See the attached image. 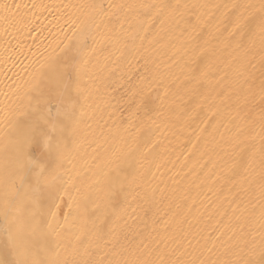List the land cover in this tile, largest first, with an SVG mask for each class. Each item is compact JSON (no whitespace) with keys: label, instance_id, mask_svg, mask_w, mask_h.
<instances>
[{"label":"bare ground","instance_id":"bare-ground-1","mask_svg":"<svg viewBox=\"0 0 264 264\" xmlns=\"http://www.w3.org/2000/svg\"><path fill=\"white\" fill-rule=\"evenodd\" d=\"M90 0H0L7 3L13 12H17L22 22L15 26L0 23V213L3 208V193L6 170L14 167L15 151L9 141L13 138L12 128L3 122L6 105L16 111L27 110L26 89L32 83L44 58L58 51L65 33L68 31L67 21L86 12L79 6ZM105 7L112 0H102ZM124 3H170L188 5L181 7L175 19L179 26L160 19L151 26L145 25L137 31L134 41H128L129 47H124V39L116 44L107 42L97 44V57L101 65L107 63L113 67V61L121 52L117 66V77L125 74L135 83L144 72L145 60L149 67L161 74L162 79L151 82V95L155 105L163 106L164 115L156 111L145 114L137 111L136 103H117L115 99L109 103L103 83L96 78L93 67L96 57L89 65L83 77V96L79 98L77 115L80 125L75 137V143L70 142V151L66 154L61 172L63 181L72 179L73 185H66L70 195L79 197L76 188L82 193H88L95 200L100 190L106 187L109 168L114 166L117 157L123 158L125 153H132V167L126 168L124 179L127 197L122 195L116 211L108 223L115 221L118 231L134 244L141 238L150 248L157 251L176 248L180 251L193 248L204 249L220 236L217 249L227 242L233 232L239 233L244 224L243 215L251 214V220L245 225V232L250 233L248 239L255 237L259 243V218L264 200L260 197V114L262 105L260 99L261 80L264 79V69L261 68L262 53L259 41L248 54L251 61L247 65L251 93L247 104L241 111V117L231 120L235 112L227 105L221 106L219 115H212L210 108L219 105L217 92H221L231 80L232 73L239 67L237 55L231 48H224L227 32L218 39L212 40L207 46L209 52L206 59H197L201 47H205L202 39L194 35L184 20L196 22V17L210 18L204 29V37L213 31L217 22L223 18L226 4H259V0H119ZM16 5H20L19 9ZM192 5L197 7L193 8ZM219 5L220 7H213ZM75 6V7H74ZM206 6V7H202ZM183 14V18H181ZM123 20V17H121ZM116 22V18H113ZM230 30L231 25L225 20ZM137 29L134 16H129L125 29ZM118 26V25H117ZM102 31V30H101ZM223 31V30H222ZM97 41L101 35L93 30ZM89 46L93 44L90 36ZM102 49V50H101ZM105 57L109 59L106 61ZM211 64L208 82L201 92L208 96L191 97L188 94L190 82L200 78L201 72ZM158 66V67H157ZM224 76V80L220 77ZM112 87H115L113 85ZM111 87L108 91H111ZM126 87H119L113 96L124 94ZM167 91V96H165ZM159 97V99H155ZM203 103V107H198ZM232 103L231 101L229 102ZM83 108L81 114V107ZM227 110V111H226ZM55 108L53 107V112ZM242 129V131H241ZM239 133L245 145L253 147L256 153V163L252 170L240 175L230 171L236 155L232 148V140ZM148 138L157 142L154 150L156 158H143L144 141ZM7 144V148L5 145ZM142 165V166H141ZM111 175V174H110ZM241 201L243 203L241 204ZM240 205V207H237ZM121 208L125 211L121 212ZM245 208L248 210L245 213ZM69 211L68 197L61 203L58 214L59 223H64V213ZM121 216L122 219H117ZM238 218H241L238 220ZM71 221V218H70ZM125 221L127 222L125 224ZM105 230L107 227L105 226ZM221 233H224L221 236ZM7 240L5 221L0 214V244ZM191 242V245L189 244ZM199 242V243H198ZM101 245L94 250L92 259L109 251ZM64 253L62 252V256ZM213 258H215L213 256Z\"/></svg>","mask_w":264,"mask_h":264},{"label":"snow or ice","instance_id":"snow-or-ice-1","mask_svg":"<svg viewBox=\"0 0 264 264\" xmlns=\"http://www.w3.org/2000/svg\"><path fill=\"white\" fill-rule=\"evenodd\" d=\"M19 7L20 5H16L17 9ZM79 7L87 11L66 22L71 35L65 33L64 41L61 42L63 46L58 43V51L54 49V54L45 57L33 75L32 83L24 93L27 97V110L16 111L9 105L4 109L3 122L14 133L9 143L14 147L15 162L11 170H6L3 180V208L0 214L5 221L7 240L0 244V264H264V208L261 209L259 218V243L255 237L248 239L250 233L245 232V225L251 220L249 213L243 215L244 224L241 225L239 233L233 232L227 242L220 245L219 250L217 242L220 241V236L211 242V247H207L206 240L204 249L209 254L207 256L204 250L195 248L191 253L187 249L180 251L179 245L167 251H157L150 248V244L145 243L143 238L134 244L124 235L122 241V232L118 231L115 221L111 224L108 221L116 211L119 198L122 195L125 199L127 197L123 181L127 178L126 168L133 165V160L129 159L131 152L125 153L123 158L117 157L114 166L105 174L109 176L106 187L100 190L95 200L90 194L82 193L80 188H76L79 197L70 195L66 185L74 186L73 181L71 178L63 181L61 169L66 154L70 151V142L75 143L80 125L77 106L79 98L83 96L82 81L94 57L96 78L103 83L109 103L113 99L117 103L135 102L137 111L145 114L156 111L158 115H164L162 104L155 105L151 95V82L162 77L158 71L149 67V61L145 60L144 72L135 83L125 74L116 78V65L124 53L121 52L112 62L113 67H109L107 63L101 65L97 57V44H118L123 38L124 47L128 48V41L134 43L139 29L147 31L144 26H151L158 19L162 25L171 22L179 26V21L175 19L176 14L181 7L187 9L189 6L170 3L134 4L112 0L105 7L102 0H90ZM223 7L226 9L223 18L207 34V38L203 33L210 18L197 16L195 23L185 19V31L188 27L191 28L194 35L190 37V41L199 37L204 42L205 47L200 48L197 59H206V53L209 52L207 46L212 40L218 39L217 33L222 35L227 32L224 48H231L237 54L234 59L239 61V67L232 73L227 86L216 93L220 103L210 108V111L214 116L219 115L221 106L227 105L228 109L235 112V115H231V111H228L230 122L237 118L247 122L240 114L251 93V85L248 83L250 77L247 74V65L251 63L248 54L256 46L257 40L264 53V0H259L258 5L233 3ZM129 16L135 17L137 29H131V24L130 30L125 29ZM113 18H116L115 23ZM225 20L231 25L230 30ZM21 22L17 12H13L9 4H0V23L6 25L5 32L7 26H15ZM94 29L101 35V41H97L93 35ZM90 36L93 39L91 46L87 43ZM108 59L105 57L106 61ZM260 63L264 69V55L261 56ZM211 70L212 65L209 64L201 72L200 78H194L190 82L191 86L187 91L191 97L202 96L203 100L208 99L201 92V88L208 82ZM224 78L221 76L217 83ZM110 87L112 90L108 91ZM119 87H126L125 93L119 97L113 96ZM167 94L165 91V96ZM260 99L264 105V79L261 80ZM80 107L82 114L83 108ZM198 107H203V103ZM259 124V192L264 200V106L261 107ZM156 147V141L146 139L143 158L152 156L155 159ZM232 148L236 159L232 163L231 173H249L256 163L253 147L245 145L238 133L232 140ZM66 196L69 211L64 213V223L61 224L58 214ZM123 211L125 209L121 208V212ZM244 211L247 213L248 210L245 208ZM117 219L122 217L117 216ZM101 245L104 248L111 245V248L97 259H92L94 250L101 249Z\"/></svg>","mask_w":264,"mask_h":264}]
</instances>
